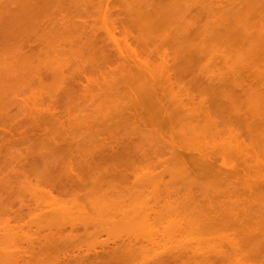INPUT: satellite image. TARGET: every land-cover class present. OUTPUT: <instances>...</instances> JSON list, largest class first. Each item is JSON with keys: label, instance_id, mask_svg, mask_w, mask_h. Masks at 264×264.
Wrapping results in <instances>:
<instances>
[{"label": "rangeland", "instance_id": "rangeland-1", "mask_svg": "<svg viewBox=\"0 0 264 264\" xmlns=\"http://www.w3.org/2000/svg\"><path fill=\"white\" fill-rule=\"evenodd\" d=\"M141 205L149 264H264V0H0V249L141 264Z\"/></svg>", "mask_w": 264, "mask_h": 264}, {"label": "bare ground", "instance_id": "bare-ground-1", "mask_svg": "<svg viewBox=\"0 0 264 264\" xmlns=\"http://www.w3.org/2000/svg\"><path fill=\"white\" fill-rule=\"evenodd\" d=\"M108 32V30H106V33ZM108 34V38L110 39L109 41H111L112 42V44H113V46L115 47V48H117L116 50H117V52H118V55L122 58V59H124L125 61H128V59L129 58H131V60L135 63V64H137L139 67H141L142 68V72L143 73H145L146 71H148L147 69V67H146V64L144 65L141 61H139V60H137V59H135V58H133V57H130L129 55H127V56H125L123 53H124V51H122L120 48H119V45H118V43H116V41H115V38L112 36V34H110V33H107ZM117 44V45H116ZM129 56V57H128ZM162 71H164V69H162ZM167 72V71H166ZM160 75H162V74H160ZM169 75L166 73V75L165 74H163V79L165 80V82L166 83H168L167 81H169L170 80V78L168 77ZM175 99H176V97H174ZM177 102H178V100H176ZM180 102V101H179ZM179 104V103H178ZM223 164H224V166H225V163L224 162H222ZM223 167V166H222ZM224 168V167H223ZM225 168H226V166H225ZM227 169V168H226ZM219 170H222V168L221 169H219ZM224 170V171H223ZM222 171H223V175L221 176L222 178H224L225 179V177L227 176L225 173H227L226 172V170L225 169H223ZM221 171V172H222ZM227 171H229V170H227ZM221 172H219V173H221ZM225 172V173H224ZM229 173V172H228ZM227 173V174H228ZM222 174V173H221ZM220 174V175H221ZM225 174V175H224ZM228 177V176H227ZM146 205H147V207H148V203L146 202L145 203ZM143 206H144V204H142ZM141 205V208H144L143 206ZM145 209V208H144ZM143 209V212L145 213L144 215L146 216V217H142V219L141 220H139V222L140 221H142V223L140 224L141 225V227L142 228H140V226L139 225H137V227L138 228H140L141 230H142V233H140V234H142V236L140 237L141 239H137V238H134V241L138 244V243H145V244H150L151 246L150 247H148V249H146L145 250V255L143 256V261H141V264H149V262H152L153 261V257H156V258H158V259H160V252H157V244H156V241L154 240V238H153V235H155L156 234V230L154 229V226H153V224H151V219H150V214H148L146 211V209L144 210ZM68 209H66V207H64V206H56V205H54V206H52L48 211H46V212H44L43 214H41V216H39L38 217V220L40 221V222H50V223H53V224H55L56 225V227H57V232H60L59 234H60V236H64L65 235V237H67L68 235L70 236L71 235V232L70 231H72V230H74L73 229V223H72V221H73V216L72 215H70L69 213H68V211H67ZM150 210V209H149ZM147 213V214H146ZM39 214V215H40ZM143 215V216H144ZM37 216V215H36ZM144 218V219H143ZM69 225V227H70V229L69 230H67V227L66 226H68ZM2 229H4V230H2ZM2 229H0L1 231H2V236H6L7 238H9L10 240H13L14 239V237L15 236H9V235H11V234H9V232H7L8 230H6L5 228H2ZM72 229V230H71ZM140 229H138L139 231H140ZM68 231V232H64V231ZM143 231H144V233H143ZM69 233L68 235L67 234H64V235H62V233ZM67 235V236H66ZM13 242H14V240H13ZM147 242V243H146ZM12 247H14L15 246V243L13 244V245H11ZM10 246V247H11ZM180 249H177L176 251H174L173 253H170L169 254V256L170 257H173V256H176V255H178V253H180ZM24 252V251H23ZM26 252V251H25ZM24 252V254H26ZM20 253H22V251H20V250H10V249H8V247H6V248H1L0 249V257H2L3 259H4V262H5V264H23L24 263V258H22V256H24V255H22V254H20ZM195 253V255H197V254H199L200 256H199V258L200 259H204V257H206L205 256V252H200V250L197 252V251H195L194 252ZM22 255V256H21ZM152 256V257H151ZM126 257H128V259H127V262H130V263H134L135 261H136V259L134 260V258H135V254H134V252H133V250H130V251H128L127 252V254H126ZM169 257V258H170ZM28 258H32V257H28ZM24 259V260H23Z\"/></svg>", "mask_w": 264, "mask_h": 264}]
</instances>
